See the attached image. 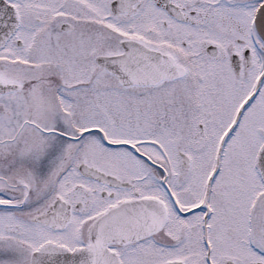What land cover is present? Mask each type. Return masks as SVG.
Here are the masks:
<instances>
[{
    "label": "snow or ice",
    "instance_id": "obj_1",
    "mask_svg": "<svg viewBox=\"0 0 264 264\" xmlns=\"http://www.w3.org/2000/svg\"><path fill=\"white\" fill-rule=\"evenodd\" d=\"M0 264H264V0H0Z\"/></svg>",
    "mask_w": 264,
    "mask_h": 264
}]
</instances>
